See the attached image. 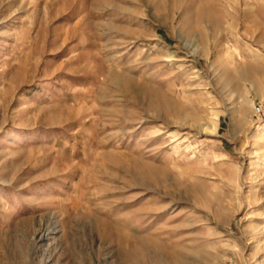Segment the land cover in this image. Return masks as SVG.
Returning a JSON list of instances; mask_svg holds the SVG:
<instances>
[{
  "label": "rangeland",
  "instance_id": "1",
  "mask_svg": "<svg viewBox=\"0 0 264 264\" xmlns=\"http://www.w3.org/2000/svg\"><path fill=\"white\" fill-rule=\"evenodd\" d=\"M0 264H264V0H0Z\"/></svg>",
  "mask_w": 264,
  "mask_h": 264
}]
</instances>
